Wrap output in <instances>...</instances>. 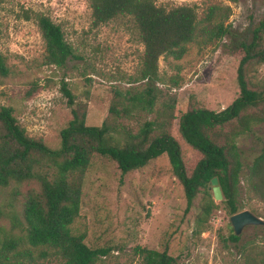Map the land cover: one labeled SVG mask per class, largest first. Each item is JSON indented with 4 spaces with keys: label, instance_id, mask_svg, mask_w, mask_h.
<instances>
[{
    "label": "rangeland",
    "instance_id": "374dc122",
    "mask_svg": "<svg viewBox=\"0 0 264 264\" xmlns=\"http://www.w3.org/2000/svg\"><path fill=\"white\" fill-rule=\"evenodd\" d=\"M156 2L166 7L191 5L198 20L210 6H217L214 19H226L230 31L208 43L200 35L180 60L170 55L160 57L152 111L130 106L129 113L111 118L115 89L138 93L146 87V80L138 78L145 46L129 15L92 26L89 0H0V52L9 67V74L0 77V105L13 108L28 135L50 148H59L60 131L73 117L72 107L60 90L64 81L75 104L86 110L87 125L108 120L116 131L112 134L120 137L117 132H136L146 119L163 122L162 128H168L178 141L190 172L196 150L181 137L179 119L187 110L199 107L220 111L239 94L236 46L241 40H251L252 29L264 13V0ZM35 13L60 24L72 44L75 57L64 67L43 62L45 43L33 18ZM248 77H264V63L252 65ZM34 83L38 89L27 96ZM230 127H218V135ZM236 143L243 163L238 211L249 210L264 220V200L251 191L248 180L249 167L264 143V122L247 134H239ZM14 185L0 186V238L11 226L7 214L21 210L24 194L14 197ZM33 187L37 188L38 182L30 180L21 190L25 193ZM210 193L214 199L212 190ZM202 196L195 204L204 201ZM186 201L167 153L125 174L116 162L96 154L87 170L79 215L71 228L74 233H85V242L91 247L110 248L95 264H144L139 247H168L176 259L174 264H264V224L244 227L238 234L240 240L234 241L229 238L231 214L223 200L214 199L217 206L203 226L196 224V209L185 211ZM42 264L61 263L51 258Z\"/></svg>",
    "mask_w": 264,
    "mask_h": 264
},
{
    "label": "trees",
    "instance_id": "16d2710c",
    "mask_svg": "<svg viewBox=\"0 0 264 264\" xmlns=\"http://www.w3.org/2000/svg\"><path fill=\"white\" fill-rule=\"evenodd\" d=\"M89 5L92 26L118 16H131L145 46L138 78L146 80V87L138 93L115 89L110 104L113 120L129 113L130 106L152 111L154 82L162 55L180 60L187 53L188 45L200 35L208 43L230 31L226 19H214L217 6H210L207 14L198 20L195 8L187 4L166 7L156 0H89ZM33 18L45 43L43 62L64 67L67 60L75 57V50L64 37L61 25L41 13H35ZM236 48L239 94L220 111L199 107L187 110L179 119L181 137L196 150L190 172L178 141L168 128H162L163 122L146 119L136 132H117L120 137L112 134L116 131L108 120L100 125H87L86 110L75 104L74 94L64 81L60 90L72 107L73 117L60 131L59 148H50L42 140L28 135L13 108L0 105V186L14 183V197L24 194L20 212L7 214L11 226L0 238V264H42L51 258L61 264H95L101 255L109 253L110 248L91 247L85 242V233H74L71 228L79 215L87 170L96 154L116 162L125 174L165 152L184 187L185 211L196 209L198 226L208 222L211 211L217 206L210 193L214 177H218L222 188L225 209L230 214L237 212L243 163L236 137L264 122V77L259 80L248 77L252 65L264 63V13L252 29L251 40H241ZM8 74L9 67L0 52V77ZM37 89L34 83L27 96ZM171 117L172 113L169 119ZM227 125L231 126L230 130L218 135V127ZM30 180L38 182V187L23 193L22 184ZM248 180L251 191L264 200V143L249 167ZM200 195L204 201L195 204ZM16 229L19 232L15 233ZM229 238L240 240L234 231L229 233ZM138 250L144 264H174L176 260L168 247L162 250L139 247Z\"/></svg>",
    "mask_w": 264,
    "mask_h": 264
},
{
    "label": "water",
    "instance_id": "95a60500",
    "mask_svg": "<svg viewBox=\"0 0 264 264\" xmlns=\"http://www.w3.org/2000/svg\"><path fill=\"white\" fill-rule=\"evenodd\" d=\"M210 189L213 192L214 199L222 201L224 199V195L222 192V188L219 184L218 177L212 178ZM230 222L232 224V228L235 234H241L244 227L249 225H263L264 220L259 216H256L249 210L237 211L230 215Z\"/></svg>",
    "mask_w": 264,
    "mask_h": 264
}]
</instances>
